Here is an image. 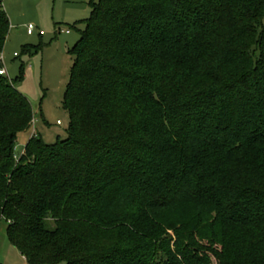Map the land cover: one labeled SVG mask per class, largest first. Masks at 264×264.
I'll return each instance as SVG.
<instances>
[{
  "label": "trees",
  "instance_id": "16d2710c",
  "mask_svg": "<svg viewBox=\"0 0 264 264\" xmlns=\"http://www.w3.org/2000/svg\"><path fill=\"white\" fill-rule=\"evenodd\" d=\"M89 6L64 139L16 158L34 116L23 66L0 75L8 242L27 264H264V0ZM9 28L0 0V55Z\"/></svg>",
  "mask_w": 264,
  "mask_h": 264
},
{
  "label": "rangeland",
  "instance_id": "374dc122",
  "mask_svg": "<svg viewBox=\"0 0 264 264\" xmlns=\"http://www.w3.org/2000/svg\"><path fill=\"white\" fill-rule=\"evenodd\" d=\"M91 0H1L9 19V32L1 59V69L14 80L23 66V79L16 89L29 101L33 120L29 128L17 135L14 153L18 158L28 139L39 135L47 144L66 137L68 114L61 102L69 80L72 56L68 50L78 40V32L70 25L89 17ZM28 24L34 26L26 34ZM83 29V24H77ZM68 30L69 33L64 31ZM39 31L43 34L39 35ZM41 50L21 52L22 46ZM17 53L18 57L13 54ZM58 122V123H57ZM6 224L0 223V264H26L5 236ZM59 264H65L61 262Z\"/></svg>",
  "mask_w": 264,
  "mask_h": 264
},
{
  "label": "built area",
  "instance_id": "2783aa9c",
  "mask_svg": "<svg viewBox=\"0 0 264 264\" xmlns=\"http://www.w3.org/2000/svg\"><path fill=\"white\" fill-rule=\"evenodd\" d=\"M33 31H34V26L31 25V24H28L27 27H26V33H27V35H31V34L33 33ZM64 32H65L66 34L69 33L68 30H66V31H64ZM42 34H43V32H42V31H39V35H42ZM13 56L16 57V56H17V53H14ZM0 75H1V76H5V75H6L5 70L0 69ZM57 123H58V122H57ZM30 124H31V123H30Z\"/></svg>",
  "mask_w": 264,
  "mask_h": 264
},
{
  "label": "crops",
  "instance_id": "0c3cea01",
  "mask_svg": "<svg viewBox=\"0 0 264 264\" xmlns=\"http://www.w3.org/2000/svg\"><path fill=\"white\" fill-rule=\"evenodd\" d=\"M2 3V2H1ZM27 34V33H26ZM22 153V152H21ZM19 253V252H18ZM20 255V254H19ZM21 256V255H20ZM21 258L23 259V261L26 263L25 259L21 256ZM27 264V263H26Z\"/></svg>",
  "mask_w": 264,
  "mask_h": 264
}]
</instances>
